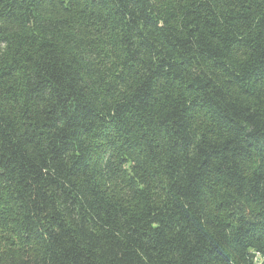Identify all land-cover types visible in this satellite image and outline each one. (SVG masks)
Returning a JSON list of instances; mask_svg holds the SVG:
<instances>
[{"label": "trees", "instance_id": "1", "mask_svg": "<svg viewBox=\"0 0 264 264\" xmlns=\"http://www.w3.org/2000/svg\"><path fill=\"white\" fill-rule=\"evenodd\" d=\"M0 264H264V0H0Z\"/></svg>", "mask_w": 264, "mask_h": 264}]
</instances>
